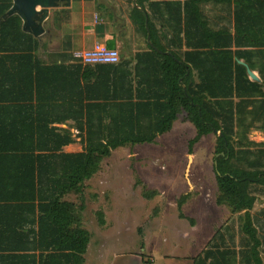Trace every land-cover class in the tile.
Listing matches in <instances>:
<instances>
[{
	"label": "trees",
	"instance_id": "obj_1",
	"mask_svg": "<svg viewBox=\"0 0 264 264\" xmlns=\"http://www.w3.org/2000/svg\"><path fill=\"white\" fill-rule=\"evenodd\" d=\"M128 1L148 49L121 54L118 63L84 64L74 51L42 60L38 36L24 30L19 14L5 16L13 0H0V264H84L92 238L86 203L65 197L83 195L115 149L156 142L184 112L196 129L190 153L217 135V203L243 214L240 248L227 246L222 227L196 264H264V221L252 213L264 186V148L257 147L264 142L249 137L254 127L264 131V0ZM207 3L227 4L233 24L213 28L201 10ZM242 59L252 69L260 62L262 82ZM69 119L72 126L61 125ZM78 137L83 149L65 151ZM159 191L143 184L148 199ZM194 195L177 198L181 218ZM97 214L105 224L104 211Z\"/></svg>",
	"mask_w": 264,
	"mask_h": 264
},
{
	"label": "rangeland",
	"instance_id": "obj_2",
	"mask_svg": "<svg viewBox=\"0 0 264 264\" xmlns=\"http://www.w3.org/2000/svg\"><path fill=\"white\" fill-rule=\"evenodd\" d=\"M101 5L88 6L89 9L83 11L78 0H74L70 7H62L66 8L63 15L70 17L72 11L76 18L81 15L93 20L103 18L111 21L110 13L115 15L111 4L106 8ZM133 33L129 24L125 31L127 37L117 48L127 55L131 54L130 37ZM140 36L141 39L135 43L144 47L146 40L142 34ZM179 128L161 138L158 136L160 144L144 143L115 149L104 159L101 171L86 182L83 195L69 194L77 202L86 203V222L93 234L90 251L96 254L95 262L93 256H88V264H109L116 254H134L141 250H144L145 258L152 257L153 253L158 264H169L162 256L174 255L176 246L183 249L180 256L184 254L189 264L196 254L203 253L222 227L227 236V246L240 248L242 225L239 224L243 222V214H232L229 206L217 203L218 185L213 166L217 135L204 137L190 153L189 141L195 136L196 129L191 122H185V127ZM249 134L251 138L252 132ZM254 137L251 139L255 142H264V135L255 134ZM236 140L235 144L238 143ZM79 145H73L69 150H78ZM260 146L264 148V144L257 147ZM241 163L246 164L244 161ZM143 184L160 190V193L148 199L143 195ZM190 191L195 195L185 205L187 217L180 218L177 198ZM256 194L258 199L252 213L263 222L264 186ZM156 207L159 210L155 211ZM99 210L104 211L107 225L100 223ZM260 230L264 238L263 224ZM231 236L234 240L230 239ZM191 240L197 244L195 252L189 249L196 246ZM100 251L102 256L98 257ZM261 254L264 259V239Z\"/></svg>",
	"mask_w": 264,
	"mask_h": 264
},
{
	"label": "crops",
	"instance_id": "obj_3",
	"mask_svg": "<svg viewBox=\"0 0 264 264\" xmlns=\"http://www.w3.org/2000/svg\"><path fill=\"white\" fill-rule=\"evenodd\" d=\"M118 1L120 3L118 2L115 3L116 0H78L79 6L83 8V11H86L87 8L89 9L88 6L102 4L101 6L103 8H106L111 4L112 12H114L115 15H113V18L109 22L105 21L103 18L102 19L98 18V20L97 19L93 20L91 18L82 17L81 15L76 18V15L72 14V11L70 12V17L69 15L64 16L63 15L64 11H61L62 7L53 9L49 18L44 24L45 26L44 33L38 36L40 40V48L38 49L37 54L39 55V57L45 62H51L55 60L61 61L63 53H66V52L69 53V52H72L78 49H90V48L95 47L98 44L100 45L107 44L108 42H114L116 45L115 48H119L123 40L127 37L125 35V31L127 30V27L129 24L134 30L132 37H130L131 38V43H130V53L131 54L130 55L134 56L137 52L141 50H147L148 46L146 43L144 47L142 45L135 43L136 41H139L141 39L140 38L141 36L139 32H137V30L135 29L129 17L130 10H131V4L128 3L129 2L128 0H118ZM135 1L136 0H134V2ZM126 5L128 6V8ZM201 10L205 12L206 16L210 20L211 26L215 29H218L220 25H222L224 22L229 25L230 20L233 24L234 19H233V15L231 14L232 11L229 10V6L227 4H223V3L201 4ZM210 11L212 14L210 13ZM87 17H90V16H87ZM156 22H158V27L162 28L161 27L162 23L160 22V20H157ZM101 23L104 24V25L102 24V29L97 30V25H100ZM163 28L169 31L172 30V28L169 25L163 26ZM187 49L188 48L184 46L181 52L186 51ZM121 54L126 55V52L122 51ZM74 60H73V57L71 59H66L65 64L71 65L73 64L72 62H74ZM240 62L247 66L248 73H249V70H251L255 74L256 77H253L249 73V76L251 79L257 80L260 82L263 81L262 75L260 72V62L257 63V65L255 66V69H252L250 65L243 59L240 60ZM71 96H73V93H71ZM261 103L262 102L255 100L254 104L257 105V110L261 108V105H262ZM252 107L253 106L250 105L249 108L251 109ZM186 117H187V114L185 112L179 114L177 120L174 122V125L171 131L165 134H162L160 136L163 137V135H168L174 132V129L176 127H180L179 129L184 128L185 122L187 123L190 122L187 120ZM250 117H253V115H250ZM72 122L74 121L69 119L67 123H62L61 125L64 127H69V125L72 126L71 125L73 124ZM256 124H259V122H256ZM71 131L73 132L74 135L78 134V130L75 127H71ZM251 132H252L251 138L253 137L252 139H255L254 137L255 134H257V136L264 135V131L262 129H258L257 127L252 128L250 133ZM158 138L156 139V142L148 143V144L153 145V144L162 143ZM73 145H79L80 149L69 150V148L72 147ZM82 149H83V146L80 143L79 137L77 138L76 142L71 143L64 147V150L68 152H77V151H81ZM189 181L191 182L190 179ZM65 198L67 200L76 201V199L69 197V195H67ZM84 224H85V227L88 228L85 213H84ZM107 224L108 222H106V225ZM92 238H91V241H92ZM91 241L88 246V251L85 254L86 260L84 264H88V260H89L88 256H93L94 262L96 260L95 258L96 254L91 253L90 251L91 243H92ZM191 242L196 244L195 241L191 240ZM196 248H197V244L195 246V249H192V248H189V249L191 252H195ZM181 250L183 249L180 248L179 246H176L174 255L165 254L162 256V258L164 259V261H167L169 264H188V261L185 258L184 254L183 256H180V253L182 252ZM143 251L144 250H141V252L138 251L134 254L132 252H130L129 254H116L110 260L109 264H146V263L158 264V258L153 253H152V257L145 258L143 255ZM139 253H141V255H139ZM98 254H99L98 257L102 256L101 251ZM199 255L196 254L194 256L195 258L189 264H196V259L198 258Z\"/></svg>",
	"mask_w": 264,
	"mask_h": 264
},
{
	"label": "water",
	"instance_id": "obj_4",
	"mask_svg": "<svg viewBox=\"0 0 264 264\" xmlns=\"http://www.w3.org/2000/svg\"><path fill=\"white\" fill-rule=\"evenodd\" d=\"M71 5L72 0H13V5L5 16L19 14L23 19L24 30L32 32L35 36H40L45 31L44 24L52 10L59 7H70ZM148 38L150 39V33ZM249 73L256 77L251 70Z\"/></svg>",
	"mask_w": 264,
	"mask_h": 264
},
{
	"label": "built area",
	"instance_id": "obj_5",
	"mask_svg": "<svg viewBox=\"0 0 264 264\" xmlns=\"http://www.w3.org/2000/svg\"><path fill=\"white\" fill-rule=\"evenodd\" d=\"M76 61L84 64L118 63L121 52L117 48L108 47L107 44H98L90 49H78L73 52Z\"/></svg>",
	"mask_w": 264,
	"mask_h": 264
}]
</instances>
